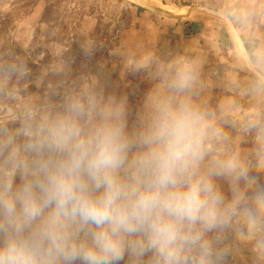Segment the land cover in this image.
Segmentation results:
<instances>
[{
    "label": "clouds",
    "instance_id": "9594fccd",
    "mask_svg": "<svg viewBox=\"0 0 264 264\" xmlns=\"http://www.w3.org/2000/svg\"><path fill=\"white\" fill-rule=\"evenodd\" d=\"M252 70L245 150L193 66L162 69L139 110L81 77L0 118V264H233L241 245L264 264V57Z\"/></svg>",
    "mask_w": 264,
    "mask_h": 264
},
{
    "label": "rangeland",
    "instance_id": "374dc122",
    "mask_svg": "<svg viewBox=\"0 0 264 264\" xmlns=\"http://www.w3.org/2000/svg\"><path fill=\"white\" fill-rule=\"evenodd\" d=\"M260 57L264 0H0V64L29 70L22 79L0 80L11 91L0 98V118L23 102H46L50 88L81 77L127 95L139 110L163 89L162 69L193 66L198 102L245 150L250 138L238 126L253 110L245 87ZM233 264H252L246 247Z\"/></svg>",
    "mask_w": 264,
    "mask_h": 264
},
{
    "label": "trees",
    "instance_id": "16d2710c",
    "mask_svg": "<svg viewBox=\"0 0 264 264\" xmlns=\"http://www.w3.org/2000/svg\"><path fill=\"white\" fill-rule=\"evenodd\" d=\"M109 73L112 75L111 71H109ZM90 74H92V73H90ZM114 78L115 77L111 76V81L114 80ZM3 89H4V91L0 92V98L5 97L7 94H9V92H11L10 89H8V88H3Z\"/></svg>",
    "mask_w": 264,
    "mask_h": 264
}]
</instances>
